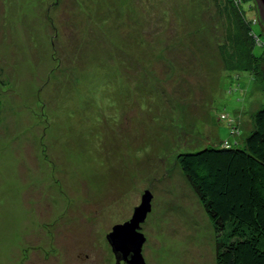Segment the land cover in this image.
<instances>
[{"label": "rangeland", "instance_id": "rangeland-1", "mask_svg": "<svg viewBox=\"0 0 264 264\" xmlns=\"http://www.w3.org/2000/svg\"><path fill=\"white\" fill-rule=\"evenodd\" d=\"M219 1L0 0V264H128L108 235L146 191V264H216L177 156L264 105V77L224 65Z\"/></svg>", "mask_w": 264, "mask_h": 264}, {"label": "trees", "instance_id": "trees-1", "mask_svg": "<svg viewBox=\"0 0 264 264\" xmlns=\"http://www.w3.org/2000/svg\"><path fill=\"white\" fill-rule=\"evenodd\" d=\"M219 2L229 21L226 44L219 46L226 69L263 79L264 56L255 55V48L264 43L252 29L259 23L264 35L257 1ZM245 6L251 12L255 8L257 19L247 17ZM231 129L240 134L234 123ZM177 163L213 227L216 264H264V105L252 116L244 139L180 153Z\"/></svg>", "mask_w": 264, "mask_h": 264}, {"label": "water", "instance_id": "water-1", "mask_svg": "<svg viewBox=\"0 0 264 264\" xmlns=\"http://www.w3.org/2000/svg\"><path fill=\"white\" fill-rule=\"evenodd\" d=\"M256 1L260 19L264 24V0ZM152 198V194L146 191L132 219L114 226L113 231L108 235V241L118 260L124 259L128 264H146L142 254L146 237L141 232V225L145 223L148 214L152 211Z\"/></svg>", "mask_w": 264, "mask_h": 264}]
</instances>
